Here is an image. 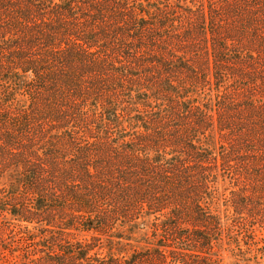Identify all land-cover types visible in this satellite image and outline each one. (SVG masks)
<instances>
[{
	"label": "trees",
	"instance_id": "16d2710c",
	"mask_svg": "<svg viewBox=\"0 0 264 264\" xmlns=\"http://www.w3.org/2000/svg\"><path fill=\"white\" fill-rule=\"evenodd\" d=\"M220 178L232 226L212 208ZM146 222L153 240L91 253ZM257 226L264 0H0L8 262L220 264L224 232L244 253L232 231L251 249Z\"/></svg>",
	"mask_w": 264,
	"mask_h": 264
},
{
	"label": "rangeland",
	"instance_id": "374dc122",
	"mask_svg": "<svg viewBox=\"0 0 264 264\" xmlns=\"http://www.w3.org/2000/svg\"><path fill=\"white\" fill-rule=\"evenodd\" d=\"M206 92H210L209 97L214 98V93L216 92L215 89L209 91L206 89ZM205 93L201 94L203 96ZM219 139H220V134L218 133L217 129H214L211 133L210 136L208 137V140H206V143L210 145L211 147L215 148L216 150L219 147ZM16 174L14 172H7L5 173L2 178H1V183L4 184H11L12 181L15 180ZM218 187H219V193L216 195L218 197H215L214 199L216 200L215 203H212V208L218 213V215L221 218L222 223L226 225H230V221L234 217V213L232 211V208L226 204L225 202V196L229 194V191L231 189V186L229 184V179L228 178H220L218 181ZM141 229H135L133 234V237H136L135 239L137 240H130V244H126V240L123 239V243L119 244L117 243L118 238L113 237L112 239H107L106 237L103 236V246L98 249L95 248L94 250L91 251L93 254L96 251H100L102 255H106L109 252H120L122 251L126 253V251H130L134 246L138 244H144L146 241L153 240V238L146 239V237H149L151 235V227L149 223H142ZM232 226V225H230ZM124 230V236L127 234H130L131 232L128 230V227L122 228ZM256 235H257V241H258V246H253L251 249H248L247 245H245V242L242 239V234H238L237 230L232 231L235 236H239L238 239H240V242L238 244L241 245L243 252L241 253L238 250V245L237 243L233 242L231 239L228 238L226 235V232L223 234V241L220 243V245L217 246L216 249V257L220 260V264H264V250H256V247H262L264 246V227H256ZM95 233H84L80 232L78 233L77 238L81 239L82 235L91 237ZM145 234H147L145 236ZM145 236V238H143ZM151 237V236H150ZM262 239V240H261ZM121 240V239H120ZM5 242L2 241V238H0V264H11V262H8L7 260L11 259L12 255L10 254V250L8 248H4ZM98 249V250H97ZM5 255V256H3ZM8 258V259H7Z\"/></svg>",
	"mask_w": 264,
	"mask_h": 264
}]
</instances>
